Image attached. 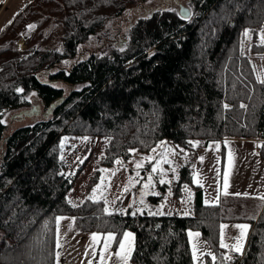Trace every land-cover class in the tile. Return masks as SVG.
Wrapping results in <instances>:
<instances>
[{
  "label": "trees",
  "instance_id": "obj_1",
  "mask_svg": "<svg viewBox=\"0 0 264 264\" xmlns=\"http://www.w3.org/2000/svg\"><path fill=\"white\" fill-rule=\"evenodd\" d=\"M147 1L154 0H30L0 32V264H55L63 216L81 233L111 232L119 241L132 232L131 264H193L188 231L207 243L206 264H264V202L249 215L253 200L220 194L217 204H203L190 163L170 186L176 202L193 191L189 216L107 215L102 201L67 200L63 136L100 142V167L128 161L133 150L149 154L163 140L190 152V141L256 140L264 161V84L255 66L264 60V0H190L187 19L158 6L131 26L123 51L103 59L82 52L107 21ZM54 83L81 88L66 93ZM30 93L45 118L6 135L4 114H32L23 111ZM222 224L248 226L241 253L220 246Z\"/></svg>",
  "mask_w": 264,
  "mask_h": 264
},
{
  "label": "rangeland",
  "instance_id": "obj_2",
  "mask_svg": "<svg viewBox=\"0 0 264 264\" xmlns=\"http://www.w3.org/2000/svg\"><path fill=\"white\" fill-rule=\"evenodd\" d=\"M189 1L190 0L147 1L144 4H140L138 7L127 10L121 16L107 21L101 32L82 47V52H93L95 55L97 54V57L100 59L106 58L113 52H121L125 49L126 43L128 42L131 26L139 18L143 20L147 19L151 15V12L158 6L175 11L176 13H179V10L183 8L190 13L191 8ZM262 32H264V30H262L261 33ZM30 34L29 28L18 35V50L24 48V42L29 38ZM58 34V30L55 28L54 35L58 36ZM259 41L261 42L260 38ZM61 48L62 45L60 44L56 46V49ZM255 66L258 77L264 78V60L261 65L258 66L255 63ZM51 86L57 89H63L66 93L69 90L81 88V86L68 87L60 83H54L51 84ZM27 99L30 102V106L23 111H31L32 115L30 117L17 116L18 113L7 111L3 118L7 126L6 135L19 127L32 125L45 118V110L36 95L30 93L27 95ZM246 141L241 139H225L224 142L211 143L207 147H203L200 141H192L193 143L198 142V146L193 147L194 151L190 152L183 150V152H181L180 148L167 140H163L156 145L155 152L152 151L154 148L149 154H140L133 150L131 152V158L128 161L124 162L119 160L122 164H117L115 162L111 167H100L97 164L98 155L101 153L100 142L84 138L63 136L59 142L60 160L66 163V174L72 181V188L67 194V200L71 205H78L85 200H90L89 197L92 196L93 189L101 184V179L103 178L104 185L101 186V191L97 192L96 197L98 201L104 202L105 199L108 201L107 204L105 202L104 204L109 208V211L116 210L121 213V210H124L125 214H131L137 208H140L143 211L137 212L136 214L141 215L145 213L151 215L149 214V210L156 211L159 209L164 213L163 215L176 214L178 216H189L192 212L193 191L189 188H187V191L185 189V197L181 201L176 202L171 197L170 186L176 180L179 168L186 163H190L193 174V184L199 186L195 183V180L198 179L200 183L203 184V187H199L203 191L204 202L205 200L212 202L207 205L217 204L219 195H224L225 174H227L228 195L224 196L253 200V203H251L252 209L249 211L247 206L248 212L246 208V214L249 215V213H253V210L256 212L260 203L264 202V199H261V197H264V161L261 160L258 154V141ZM85 147L88 149L83 151L82 149ZM166 148L173 149L176 152V155L169 157L172 161V167L176 168V172L173 173L169 165H162L167 172L165 179L170 181V183L161 184L159 183L158 173L152 174L151 169L156 160L160 159L159 154L164 152ZM2 150L3 144H0V159ZM146 157H154L155 159L151 162L145 160L143 167L139 169L140 176L136 177L137 169L135 168V163ZM200 157L204 158L202 162ZM96 171H99V175L96 178L97 180L94 181ZM113 172H115V175H113ZM149 174L153 175L154 187L148 190L149 194L143 197L144 204L141 205L139 200L140 193L143 191L142 185L146 182ZM130 177H135L139 183H136L135 186H129ZM125 186L130 187L128 192L124 191ZM162 188L164 189L163 191ZM151 193H158V195ZM152 197H160L161 200L157 203H153L150 200ZM134 200L135 204H133ZM129 205H132V207H129ZM145 205L147 206L146 208ZM186 212L188 215H185ZM63 218L64 219L60 220L59 226H57L56 219V241L57 238H59L61 243V247L58 248L56 246L55 250V254L59 253V264H89L90 261L91 264H99V254L103 248V239L101 238L99 242L93 246V241L91 239L93 233H81L75 228L73 217L63 216ZM57 229L59 236H57ZM189 232L196 233L198 231H188V233ZM247 232L248 227L245 234H247ZM188 233L187 236L191 256L193 243L195 242L198 247L197 255L199 259L194 261L192 258L193 264H206L204 263L205 254L210 253L207 243L203 240L201 235H199L198 238H190ZM104 235H101V237ZM239 236H241V229L239 231ZM240 240L241 239H239V241ZM239 241H237V243ZM239 244L243 246V243L239 242ZM114 245L115 242L111 244L106 256L114 254L119 250L118 243L115 248ZM237 253H241V251ZM55 264H57L56 258ZM106 264H121V261L113 256L112 259L106 261ZM128 264H131L130 260Z\"/></svg>",
  "mask_w": 264,
  "mask_h": 264
},
{
  "label": "snow or ice",
  "instance_id": "obj_3",
  "mask_svg": "<svg viewBox=\"0 0 264 264\" xmlns=\"http://www.w3.org/2000/svg\"><path fill=\"white\" fill-rule=\"evenodd\" d=\"M188 15H190V13H186L185 16L182 17V18H187ZM244 36L245 37H249L250 33L248 31H246L244 33ZM259 38H260L262 44H264V32H262L260 34ZM258 80H259L260 83L264 84V78L258 77ZM224 107L227 108L228 105H225ZM241 107H244V106L241 105ZM189 143H191L193 147L198 146V142L193 143V142L190 141ZM152 151L155 152L156 149L154 148ZM180 151L183 152V149H181ZM174 155H176V152L173 149L166 148L164 152H161L159 154L160 159L156 160L155 164L153 165V167L151 169V173L152 174H157L158 173V175H159V183H161V184L170 183V181H167L165 179V177L167 176V172L164 170L162 165L167 164V165H169V167L171 168V171L173 173L176 172V168L172 167V161L169 159L170 156H174ZM230 158H231V155H230ZM153 159H155V158L154 157H146V158H142L139 162L135 163V168L137 169L136 177L140 176L139 169H141L143 167L144 161L148 160L149 162H151ZM203 159H204L203 157H200L201 162L203 161ZM116 163L117 164H122V162L119 161V160H117ZM101 171H107V170H101ZM152 174L148 175L146 182L143 183V185H142L143 191L140 193V200H139V203L141 205L144 204L143 197L149 194L148 190L151 189L152 187H154L153 175ZM113 175H115V172H113ZM136 183H139V181L136 180L135 177H130L129 178V186H135ZM195 183H197L200 187H203V184L200 183V181L198 179L195 180ZM102 185H104V179L103 178L101 179V184L97 185V187L93 189L92 196L89 197V199L92 200L94 203L98 202L96 194H97L98 191H101V186ZM108 186H110V185H108ZM129 186H125L124 187V191L125 192H128L130 190ZM224 187H225V191H224L223 194L224 195H228V192H227V187H228L227 174H225ZM186 191H187V188H186ZM151 194L158 195V193H151ZM261 199H264V197H261ZM104 202L106 204L108 203V201L106 199H105ZM211 203L212 202H210L208 200H205V204L206 205L207 204H211ZM133 204H135V200L133 201ZM129 207H132V205H129ZM146 207L147 206L145 205V208ZM102 211H103V213H105L107 215H112V212L109 211L108 207L103 208ZM142 211H143L142 209L137 208L131 214L132 215H136L137 212H142ZM121 214H125V211L121 210ZM149 214H151V215H163L164 213L162 211H160L159 209H157L156 211L149 210ZM185 215H188V213L186 212ZM62 219H64V218L63 217H58L57 218V226H59V222ZM235 227L241 229V237H243V235L246 232L248 226L247 225H236ZM220 228H221L220 246L223 247V248H229V245L224 243V229L227 228V225H223L222 224L220 226ZM188 235H189L190 238H193V237L198 238L200 234L198 232H196V233L189 232ZM57 236H59L58 229H57ZM101 238L103 239V248H102V250H101V252L99 254V264H106V261L112 259L113 256L116 259L120 260L121 264H128V261L130 260L132 252L134 250V236H133V234L131 232H124L122 234V239H120L119 241H117L116 236L113 233H111V232L107 233L103 237H101L100 234L93 233L92 237H91V239L93 241V246H95L99 242V240ZM113 242L118 243L119 250L116 251L114 254L106 256V253L108 252V249L110 248V246H111V244ZM56 246L58 248L61 247V243H60L59 238H57ZM231 249L236 251V252H240L241 251V245L238 242L236 245L231 246ZM197 253H198V247H197V244L194 242L193 246H192V258H193L194 261L199 259V256L197 255ZM208 255H212V254L208 253ZM215 259H216V257L212 256V260L215 261ZM225 259H231V257H225ZM56 260H57V264H59V253L56 254ZM89 264H91V261L89 262Z\"/></svg>",
  "mask_w": 264,
  "mask_h": 264
},
{
  "label": "crops",
  "instance_id": "obj_4",
  "mask_svg": "<svg viewBox=\"0 0 264 264\" xmlns=\"http://www.w3.org/2000/svg\"><path fill=\"white\" fill-rule=\"evenodd\" d=\"M28 1L30 0H0V32L5 28V26H7L14 19V17L18 13H20L23 10V8L25 7ZM236 142H239V141H236ZM218 200H219V197H218ZM218 200H217V203H218ZM202 202L203 204H205L203 191H202ZM224 225H227V228L224 229V243L229 245V248H225V249L229 253H237L236 251L231 249V246L236 245L237 241L241 239L239 242L243 243V246H241L242 247L241 252H242L245 247L247 234L244 233L243 237L239 236L240 229L236 228L235 226L243 225V224H224ZM220 241H221V229H220ZM206 255L207 254H205V256ZM55 258H56V254H55Z\"/></svg>",
  "mask_w": 264,
  "mask_h": 264
},
{
  "label": "water",
  "instance_id": "obj_5",
  "mask_svg": "<svg viewBox=\"0 0 264 264\" xmlns=\"http://www.w3.org/2000/svg\"><path fill=\"white\" fill-rule=\"evenodd\" d=\"M186 13H188V11L185 10V9H183V8H181V9L179 10V16H180V18H181V19H187V18L189 17V15L187 16V18H182V17L185 16ZM25 115H26V117H30L32 114H31V113H26Z\"/></svg>",
  "mask_w": 264,
  "mask_h": 264
}]
</instances>
